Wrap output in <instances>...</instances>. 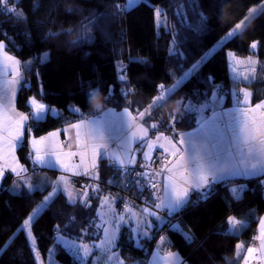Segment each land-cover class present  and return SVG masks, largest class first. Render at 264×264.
Masks as SVG:
<instances>
[{
  "label": "trees",
  "instance_id": "trees-1",
  "mask_svg": "<svg viewBox=\"0 0 264 264\" xmlns=\"http://www.w3.org/2000/svg\"><path fill=\"white\" fill-rule=\"evenodd\" d=\"M126 2L9 0L13 11L0 19V41L22 62L24 82L17 98L18 108L31 115L28 102L35 98L73 119L66 123L62 116L49 114L42 121L30 123L18 149L21 163L30 172L34 171L31 137H41L101 110L130 109L141 116L160 94L161 85L172 87L181 80L246 18L251 8L264 0H144L125 11ZM158 8L164 10L166 25H158ZM16 13L23 16L17 17ZM253 43L255 49L251 48ZM225 49L239 57L263 60L264 10L228 40ZM41 54H47L44 63L37 59ZM120 69L124 79H120ZM220 88L226 107L239 104L236 95L243 88L251 92L250 105L264 101V81L246 84L216 77L201 66L142 119L154 133L193 130L200 117L192 107L212 103ZM91 89L101 91L89 101ZM110 165H102L98 179V190L105 196L108 184L124 179L123 173ZM10 179L6 176L0 186V264H41L53 246L56 264H84L58 238L90 245L100 242L97 210L101 197L91 205L70 204L63 193H57L31 223L35 250L31 238L26 239L28 230H17L50 188L30 192L22 182L18 191L9 187ZM263 181L264 177L229 180L215 185L217 191H211L207 199L194 195L200 198L199 204L190 200L172 216L177 221L171 227L170 219L161 229L155 225L152 239L137 240L131 229L124 228L115 249L119 263L147 264L158 240L164 237L165 250L179 253L188 264H242L244 253H239L237 246L244 242V248L249 247L264 215ZM232 189H238V194L234 195ZM123 193L110 196L121 204ZM232 216L249 223L240 235L229 230Z\"/></svg>",
  "mask_w": 264,
  "mask_h": 264
},
{
  "label": "crops",
  "instance_id": "crops-1",
  "mask_svg": "<svg viewBox=\"0 0 264 264\" xmlns=\"http://www.w3.org/2000/svg\"><path fill=\"white\" fill-rule=\"evenodd\" d=\"M4 45L5 48L3 52H0V94L3 95L4 103L9 109L7 114L13 117H16L18 114H24L26 116H29L30 118L24 122L22 143L17 142L14 148H9L6 138L0 137V170L3 171V176L0 177V186L6 176H10L11 179L9 187H11L12 189L20 191L23 186L22 182H25L26 186H28L29 183H31V185L33 186H36L35 190H43L44 188L49 187L51 193L53 192V186H55V188L58 190H66L58 191L57 193H63L67 197L68 201V192H71L72 197L75 198L72 204L83 203L91 205L92 202H94V200H98L97 197H100L101 195L100 191L96 189H99L98 179L101 167L104 163H107L108 165H116L117 168L124 170L132 167L140 160L151 159L156 151L161 150L163 152H167L170 155V159L163 164L161 170L158 172L159 175H156L154 173L150 178L148 177L150 185H152L153 183L157 185L156 188H153V191L158 203H160V200L164 199V197L166 196L167 184H169L172 188L171 192L173 194H175L173 191V187L176 188L175 190L181 192L188 187V185L184 182V178L179 175V173L182 172L183 169L176 166V161L180 153H183L185 155L186 160L191 154L189 134H196L191 138L192 143H201L202 138L198 134V132L202 124L212 122L214 125H216L223 133L224 141L228 144L233 143L234 136L240 135V127L244 122H248L253 126V128L264 124V107L257 108L256 106L258 104L253 106L250 105L252 95H250L247 102L243 104L239 103L234 106L226 107L222 104L220 105V102H212L208 104L207 106H209V108L204 111V115L208 114L209 112L210 113L207 116H204L202 121V116L200 117L199 124L196 128L187 132L170 134L173 138L178 139L177 142H173L168 138H165L166 136H163V134L166 135L169 133H154L152 129L144 123L142 116H139L130 109H125L122 111H117L115 109L101 110L92 118L80 119L63 128L51 131L41 137H31L29 143L34 171L30 172V170L21 163L18 156V149L24 143L28 127L33 121L31 119V115H29L25 111L20 110L17 106V98L24 82L22 62L15 55L10 54L7 51L6 43ZM5 52L8 56L14 57L20 62L19 83H10L13 80V74L11 63L3 59V55ZM29 102L28 105L30 106L32 113L34 109L31 107ZM261 103H264V101L260 102L259 104ZM220 106L226 107L225 110ZM46 107L50 108L47 105ZM216 107L218 108L217 110L215 109ZM228 108L235 110H233L234 112L230 114L226 112V109ZM52 110L54 111H50L45 114L44 119H46L49 114L55 116L60 115V112H58L56 109ZM215 111H218L220 115L218 116V118L213 119L216 115V113L213 114ZM2 119L3 117H0V120ZM81 121H84L85 124L90 121L100 122L105 137L104 147H98L95 152L93 151V141L86 138L84 134L86 128H81L79 130L80 139L78 142V130L72 127V125L80 124ZM52 133H56V135L51 136L50 134ZM42 138L44 139L42 140ZM33 140L38 141L35 146L32 143ZM182 140L184 141L183 143H181ZM166 143H171V145H166ZM149 145L153 146L149 148ZM209 146L211 147V143L209 144ZM36 149L40 150V155L45 157L46 163L40 164L38 162H34ZM177 150H179V152H177ZM48 152H52L54 154L46 155V153ZM144 153H148V156L146 157ZM172 153L177 154L172 155ZM102 156L106 158H102ZM57 157H59V159H57ZM120 160H123L124 163L120 164ZM94 162L96 165L95 167H93ZM165 165L168 168H171L172 171H166ZM65 167L67 168V170H65ZM13 168H15L16 171H12ZM21 169H24V171H21ZM191 170V166H189V171ZM249 171H254L256 174L247 176H232L230 178H228L226 174H224L225 178L218 179L214 184H212L210 189L207 190L208 193L212 191L215 185L221 182H227L229 180L247 181L254 178L264 177V171H261L260 169L250 168ZM73 176H88L94 181L93 191L87 192V195L85 196L84 192L76 190L70 182V179ZM189 193L197 194L195 192H192L190 189ZM92 196L95 199H91ZM119 202L120 201L116 199V210L121 212V214L127 212L126 214H129V216L131 215L133 217L135 216L139 218L140 216L138 214H135V212L144 213L143 210H138L123 202H121V210H118L117 206ZM164 202L165 204L167 203L166 201ZM187 204L188 202L185 203L181 208H185ZM127 206L128 210L125 209V207ZM181 208L179 210H181ZM160 210L166 211L165 209ZM150 219L152 223L157 220V218L154 216H148V221ZM262 220H264V215L259 221L258 227L255 231V236L251 240L249 247L245 249L244 242L240 244V253H244L242 264H264V250H262L261 248L262 241L261 239H259L261 235ZM248 248H253L256 251L249 255ZM169 253L175 254V258L170 260L168 256ZM162 258L163 259L160 264H188V262L177 252L166 251L165 254L162 255Z\"/></svg>",
  "mask_w": 264,
  "mask_h": 264
},
{
  "label": "snow or ice",
  "instance_id": "snow-or-ice-1",
  "mask_svg": "<svg viewBox=\"0 0 264 264\" xmlns=\"http://www.w3.org/2000/svg\"><path fill=\"white\" fill-rule=\"evenodd\" d=\"M135 0H129V3H134ZM9 3V0H0V6H5V10L11 12L12 9H7L6 5ZM161 15L160 10L156 9V16L159 17ZM17 17H22V13H16ZM247 19V18H245ZM245 25V21H241L238 23L232 32L228 35L232 36L237 34L238 30L241 29L242 26ZM257 45L253 43L251 48L255 49ZM5 45L3 41H0V52H3ZM210 53H206L205 56L201 57V60L197 62L196 65H193V70L197 69L201 64L207 62ZM3 59L11 63L13 80L10 82L11 84L19 83L20 77V62L16 60L14 57L8 56L5 52L3 55ZM40 63H44L47 60V54H41L37 57ZM31 63V62H29ZM26 66V65H25ZM120 79H124L123 76ZM211 80V77H208ZM163 89V85L160 86ZM100 89H91L87 94V99L90 101L95 95L99 94ZM247 93L245 96L247 97ZM14 96V93H13ZM166 99V96L162 94L157 98L161 103ZM110 102V100H109ZM247 102V100L245 101ZM30 105L34 109L31 113V119L35 121H39L45 118V114L50 111H54L50 108H47L43 103H38L35 98L30 100ZM157 101H154V104ZM257 108L264 107V103L258 104ZM76 111L75 109H72ZM9 109L7 105L4 103V97L0 94V117H3L0 120V137L6 138L8 142L9 148H14L17 142L22 143L23 136V126L24 122L27 121L30 117L24 114H18L16 117L8 115ZM143 116V113H141ZM72 127L76 128L77 131V140L79 142L80 139V129L86 128L85 137L91 139L93 141V151L95 152L98 147H104L105 137L103 134L102 126L99 121H90L85 124L84 121H81L80 124L72 125ZM6 134V137H5ZM201 136V143L195 144L192 143L191 138L196 134H189V143L191 145V154L188 156L187 160L183 153H180L178 159L176 161V166L183 169L182 172L179 173L181 177L184 178V182L188 185L182 192L173 189L174 195H169L167 203L165 204L164 200L161 199L160 203H155L153 201L154 208L157 210L165 209L167 215H172L175 212L179 211V209L190 200L189 189L192 192L197 193V195L201 199H207L208 189H210L211 185L214 184L218 179L225 178L224 174L228 178L232 176H247V175H255L256 173L250 172L249 169H260L264 171V124L253 128L251 124L248 122H244L240 127V135L234 136L233 143L228 144L224 141L223 133L220 129L214 125L212 122H207L201 125V128L198 132ZM51 136H55L56 133L50 134ZM215 136V139H214ZM44 138H42L43 140ZM184 141L182 140L181 143ZM33 145L35 146L38 141L33 140ZM211 143V147L209 144ZM151 148V145H149ZM234 150V151H233ZM179 152V150H177ZM54 153L48 152L46 155H53ZM71 154V153H70ZM177 153H172V155H176ZM147 157L148 153H144ZM102 158H106L103 157ZM59 159V157H57ZM40 164L46 163L45 157L40 155V150L36 149L35 161ZM120 164H123L124 161L120 160ZM95 162L93 163V167H95ZM112 166V165H110ZM189 166H191V171H189ZM65 170L67 168L65 167ZM165 170L171 172L172 169L168 168L165 165ZM12 171H16L15 168ZM24 171V169H21ZM19 174V173H18ZM159 175V173H155ZM187 174V175H186ZM3 176V171L0 170V177ZM171 179V177H170ZM137 184L141 183L140 181L136 182ZM152 188H156V184L151 185ZM36 186L28 184V190L31 192L35 190ZM242 190V189H240ZM58 191H66V190H58L53 186V192L44 196L43 201L33 209L30 216L25 219L21 225V227L17 230V232L24 231L26 232V239L31 238L34 243V238L31 237V223L49 206L50 202H52L54 196ZM143 191V190H142ZM234 195L238 194V189H232ZM84 195H87V192H84ZM69 203L71 204L75 199L72 197L71 192H68ZM238 198V195H237ZM108 198H105V202H107ZM143 212L148 216H156L157 213L155 211L150 210L149 208H144ZM159 219V217H157ZM228 223L233 226V230H235L236 221L234 218L230 217ZM146 227H150V223L146 224ZM146 234V233H144ZM15 235V234H14ZM105 244H111L112 238L108 237V231L105 229ZM186 239H191V237H187ZM262 241L261 248L264 250V220L261 221V235L259 237ZM238 248L241 246H237ZM254 251L253 248H248V253L251 255ZM83 252L85 255L88 253V246H83ZM169 259L172 260L175 258V254L169 253ZM122 264V262H120Z\"/></svg>",
  "mask_w": 264,
  "mask_h": 264
},
{
  "label": "rangeland",
  "instance_id": "rangeland-1",
  "mask_svg": "<svg viewBox=\"0 0 264 264\" xmlns=\"http://www.w3.org/2000/svg\"><path fill=\"white\" fill-rule=\"evenodd\" d=\"M143 1L144 0H135L134 3L130 4L129 0H127L126 4L124 6V10L129 11L130 9L134 8L135 6H137L138 4H140ZM158 9L160 10V13H161V15L159 17H157L158 25H162V24L166 25L168 23L167 22L168 19L165 15H162V12H164V10L161 8H158ZM263 10H264V2H262L261 4L251 8L248 15L246 16L247 19L243 20V21H245V25L242 26L241 29L238 30V32L243 30L245 28V26H247L249 24V22L253 18H255L258 14H260ZM232 31H230V32H232ZM228 34L224 38H222L215 45V47L213 49H211L208 52V53H210V55H209V58L207 59V62L201 64L199 67L204 66L212 74V76L243 81L246 84L252 83L258 79L261 81H264V59L261 60V59H257L254 57H247V58L239 57V56L235 55L233 52L226 50L225 49V43L228 40H230L233 36L236 35L235 34V35L229 36ZM173 46H175V43L173 44ZM173 51H174V49H173ZM197 69L193 70V67H192L189 71H187V73L182 77V79L177 81L174 85H172V87H163V89L160 90V94L154 99V101H157V103L154 104V101H153L151 106L149 107V109H147V111H145L143 114L150 113V111L155 106L161 104V102L157 100V98L159 96L164 94L167 98L171 92H173L183 81H185L193 73H195L197 71ZM122 71L123 70L120 69V77L121 76L124 77ZM245 93L248 94L247 97L245 96ZM250 95H251V92L249 90H247L246 88H243L236 95V100L238 101V103L243 104V103H245L246 100L249 99ZM37 102L40 103L39 101H37ZM217 102H220V105L221 104L223 105V102H224L223 95L220 92V90L216 91V95L214 97L213 103H217ZM192 108L194 109V111H196L198 113L199 117L202 116L201 121L204 118V116H207L210 113L209 112L208 114L204 115V111H206L209 108V106H207V105L199 106V107L193 106ZM221 108L225 110L226 107H221ZM215 109L217 110L218 108L216 107ZM226 110H227L226 111L227 113L231 114L234 112L233 110H235V109L228 108ZM215 113H216V115L213 119L218 118V116L220 115L218 113V111H215L213 114H215ZM94 116H95V114L91 117H88V118H92ZM173 134H177V132L173 133ZM163 136L164 137L166 136L165 138H168L169 140H171L173 142H177V140H178L177 138H173L170 134H166V135L163 134ZM166 145H171V143H166ZM151 146H153V145H151ZM151 176H152V174L148 175L149 178ZM74 177H76V176H73L72 178H74ZM72 178L70 179L71 184H72ZM93 185H94V183H93ZM92 188H94V187H92ZM173 189H176V188L173 187ZM76 190H78V189H76ZM96 190H98V189H96ZM171 190H172V188L170 187L169 184H167L166 196L163 199L164 201L167 202L169 195H174L171 192ZM79 191H81V190H79ZM92 191H93V189H92ZM92 191H86V192H92ZM212 191H213V189H212ZM81 192H85V191H81ZM210 193H211V191L209 192V194ZM189 195L191 197V196L197 195V194H194V193L190 194L189 193ZM100 197H101V202L98 205V210H97L98 216H99V227H100V230L102 232V239L100 240V242L96 243L95 245H90V244L81 243L79 241H76V240H73V239H70L67 237L60 236L58 238V242L61 243L74 257H76L78 260H80L84 264H119V261H118L119 259L117 256L118 253L115 251V249L118 245V241L120 239L121 232L124 228L131 229L137 240L152 239L153 238V230L155 228V225H158V228L161 229L167 221L166 218L164 219L162 217H160L158 219L157 218V217H159L158 214L156 216H154L157 218L156 224L152 223L151 219L148 221V215L146 213H136L135 212V214H138L140 216L139 218H137L135 216L133 217L131 215L129 216V214H126L127 212L121 214V212L116 210V198L115 197H112L109 194L107 196L101 194ZM106 197L108 198L107 202H105ZM191 198H190V200H191ZM118 206L121 207V204H118ZM118 206H117V209H118ZM125 209L128 210V206L125 207ZM183 209L184 208H181V210L175 212L174 214H172L170 216L172 217L173 215L181 212ZM127 210H125V211H127ZM141 216H143V217H141ZM232 218H234L237 223L235 225V230H233V226L228 223L230 231L232 233H235L236 235H240L244 231V229L249 225V223L245 219H241L237 216H232ZM149 223H150V227H146V224H149ZM105 229H107V231H108V237L112 238V243L110 245L103 243L106 239ZM144 233H146V234H144ZM32 236L33 235L31 233V237ZM31 244H32V247L36 250L35 242L33 243L32 239H31ZM165 244H166V239L164 237H161L158 240L156 247L153 249L147 264H160L162 262V259H163L162 255L165 254V252H166L165 251ZM85 245L88 246L87 255H85V253L83 252V246H85ZM240 249H241V247H239V253H240ZM96 251H99L100 254L95 255L94 253ZM55 252H56L55 246H53L48 253L47 259L44 262H42L41 264H56ZM92 258H94L93 261H91Z\"/></svg>",
  "mask_w": 264,
  "mask_h": 264
},
{
  "label": "built area",
  "instance_id": "built-area-1",
  "mask_svg": "<svg viewBox=\"0 0 264 264\" xmlns=\"http://www.w3.org/2000/svg\"><path fill=\"white\" fill-rule=\"evenodd\" d=\"M6 8L12 9L11 4L8 3L6 5ZM9 13V11L5 10V6H0V19L3 15ZM219 90L220 92H222L221 88ZM93 115L94 114H90L88 117H91ZM60 116L63 117L66 123L73 122L72 117L67 116L62 112L60 113ZM169 159L170 155L168 153L158 150L154 153L151 159L140 160L128 169H119L116 165H113L114 169H118L123 173L124 179L120 183L113 182L111 184H108L106 187V192L109 195H116L123 191V199L125 204L132 206L138 210L149 208L150 210L155 211L159 216L170 219L171 223L169 227L175 225L177 221L176 218H172L170 215H167L166 211L157 210L154 208L153 201H155V203H158V201L154 196L153 188L151 187L148 179L149 174L158 173L161 170L163 164L169 161ZM137 181H140L141 183L137 184ZM93 183L94 181L88 176H76L72 178L73 187L81 191H92ZM213 191H217V188L215 186L213 187ZM208 197L209 194L207 198ZM199 202L200 198H191L192 204L197 205L199 204ZM118 209L121 210V207L118 206Z\"/></svg>",
  "mask_w": 264,
  "mask_h": 264
}]
</instances>
